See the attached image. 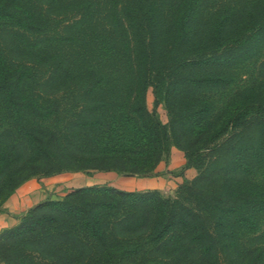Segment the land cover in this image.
I'll use <instances>...</instances> for the list:
<instances>
[{"label":"trees","instance_id":"obj_1","mask_svg":"<svg viewBox=\"0 0 264 264\" xmlns=\"http://www.w3.org/2000/svg\"><path fill=\"white\" fill-rule=\"evenodd\" d=\"M202 3L178 0L165 13L158 0H108L102 10V4L82 0L61 35H50L29 0H0V23L40 35L36 47L63 43L75 53L91 33L95 39L98 28L125 68L117 91H105L109 101L81 105L88 117L74 125L97 131L88 135L87 148L75 136L68 151L53 133L27 132L24 154L0 167V210L31 177L62 170L147 176L173 146L184 153L183 169L197 172L183 180L173 198L157 189L126 191L105 184L46 198L0 230V264H227V258L246 264L239 253L240 235L255 233L264 214V188L246 179L253 167L264 165V83L236 93L221 110L206 93L232 85V70L264 49V0H243L206 15ZM105 45L103 70L97 73L91 65L73 77L79 97L108 86ZM4 48L0 99L21 119L48 116L39 100L23 92L33 71L6 60L13 45ZM68 58L76 67L74 57ZM49 59L55 76L62 74V55ZM149 88L154 102L165 106V124L147 108ZM111 102L121 103L116 118L128 124L127 142L119 141L110 121L117 110L105 119L98 114H107ZM24 241L33 249L22 248ZM248 252L253 264H264V245H252Z\"/></svg>","mask_w":264,"mask_h":264},{"label":"rangeland","instance_id":"obj_2","mask_svg":"<svg viewBox=\"0 0 264 264\" xmlns=\"http://www.w3.org/2000/svg\"><path fill=\"white\" fill-rule=\"evenodd\" d=\"M79 1L82 0H29V7L31 6L39 9L40 23L44 24V27L47 29L46 32L48 31L50 35H56L62 33L69 22L75 19L77 16L75 9ZM86 1H90L94 4L96 3V6L98 3L102 4L101 10L104 8L106 9V4L108 3V0ZM177 1L178 0H158V5L163 12L168 13L174 9ZM242 1L243 0H203L202 10L206 15L212 13L213 10L221 6L239 5ZM103 21L101 20V22ZM102 24H104V22ZM96 30L98 33L95 34V39H93V33L89 36L87 35V41H85L84 45H80L79 50L73 53L71 46H65L63 43L45 46L38 43V47H36L35 42L39 40V37H41L40 35L25 33L24 31L0 23V51H7L6 48H4L5 45H13L11 53L4 56L6 60L12 61L13 64H24L33 71V78L23 84V92L39 100L41 105L50 111L48 116L38 117L28 115L24 119H21L15 116L7 104L0 99V167L10 163L9 159L11 157H19L24 154L26 142L23 137H25L27 132L29 133L30 129L45 135L53 133L56 142L60 143L64 148L68 149V151L73 150L71 141L74 136L77 137V143L84 149L90 144L88 135L93 137L97 135V131H92L90 133L89 128H77L74 125V122L79 120L80 117L82 118H80L81 120H85L88 117L87 113H81L82 110H85L81 105L85 104L83 101H86L88 105L96 104L101 100L109 101L107 92L112 93L111 90L117 91L116 88L119 86V80L122 81V75L124 76V73L121 75L120 71L125 68L120 67L116 59L113 45L111 43L105 45V42L102 40L103 33L101 32V35L99 29L97 28ZM104 45L107 48V52L110 53V66L105 68L109 70L104 69L107 73L108 86L105 87L104 91L96 90L93 96H84V98L82 96L79 97L76 91L77 85L75 86V83L72 84L71 81L73 77H76L77 72L80 70L85 71L88 69V66H94L93 68L96 69L97 73L103 70V68L99 66L101 64V58H105L101 57L103 50L101 47ZM34 46L35 48H33ZM57 53L62 55L66 65H64L62 74L60 73L55 76L53 64L49 62V58ZM68 57H74L73 60L76 67L73 68L72 65L68 64L70 63V60H67ZM232 76L234 77L232 85L211 90L206 93L217 110H221L236 93L264 83V49L252 59L233 69ZM115 77L118 78V81H114ZM146 99L147 108L150 113L161 123H167L168 116L165 106L162 102H154V95L151 88L147 91ZM120 104L121 103L111 102V106L107 109V114H103L102 110L98 112L100 118L105 119L111 115L112 111H116ZM116 115H119L118 110L112 114L114 117L110 119L112 122L111 124H113V128H115L119 141L127 142L129 136L124 129H126L128 124L124 120L116 118ZM12 147H14V150H10ZM184 164L185 157L183 151L173 146L162 154L157 164L161 169L157 170L156 166L154 174L134 176L118 174L112 171L113 174L111 175L116 178L132 176L162 181V187L158 191L165 197L173 198L176 195L178 186L183 180L191 179L197 173L194 168L183 169ZM82 172L83 171L79 170H62L48 176H57L62 183H65L64 188L58 193L61 195V193L65 192L66 194L81 183L79 175H81ZM91 173L97 175L99 173L106 174L107 172L92 171ZM40 176L43 175L40 174ZM246 179L264 188V165L253 167L252 174ZM65 194L62 195L61 198H63ZM19 218H21V216ZM60 226L64 227L62 225ZM57 227L58 225H52L51 229H58ZM239 239V253L242 257L245 256L246 264H253L251 261L252 254L248 251L252 249V245H264V214L260 215L258 218V230L255 233L242 232ZM21 247L28 250L33 249L32 243L26 241L21 243ZM226 263L237 264L235 260H229L228 258L226 259Z\"/></svg>","mask_w":264,"mask_h":264},{"label":"crops","instance_id":"obj_3","mask_svg":"<svg viewBox=\"0 0 264 264\" xmlns=\"http://www.w3.org/2000/svg\"><path fill=\"white\" fill-rule=\"evenodd\" d=\"M160 169L161 167L157 166V170ZM106 172V174L99 173L97 175L82 172L81 175H79L81 183L74 188L105 184L126 191H144L149 189L160 190L162 187L161 184H163L162 181H156V179L150 180L132 176L116 178L112 177V171ZM64 184L65 183H62L57 176L31 177L22 182L7 197L1 206L0 230L15 225L22 214L46 198H61L65 192L61 193V195L58 193L64 188Z\"/></svg>","mask_w":264,"mask_h":264}]
</instances>
